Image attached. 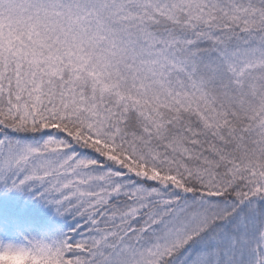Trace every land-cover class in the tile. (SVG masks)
<instances>
[{
	"label": "snow or ice",
	"instance_id": "obj_1",
	"mask_svg": "<svg viewBox=\"0 0 264 264\" xmlns=\"http://www.w3.org/2000/svg\"><path fill=\"white\" fill-rule=\"evenodd\" d=\"M0 264H264V0H0Z\"/></svg>",
	"mask_w": 264,
	"mask_h": 264
}]
</instances>
